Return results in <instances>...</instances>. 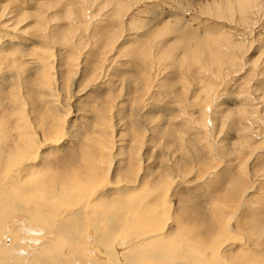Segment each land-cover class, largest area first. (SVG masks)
I'll return each mask as SVG.
<instances>
[{"label": "rangeland", "instance_id": "1", "mask_svg": "<svg viewBox=\"0 0 264 264\" xmlns=\"http://www.w3.org/2000/svg\"><path fill=\"white\" fill-rule=\"evenodd\" d=\"M241 1L0 0V145L66 119L33 169L51 186L112 148L103 199L147 188L168 235L229 225L225 253L264 260V0Z\"/></svg>", "mask_w": 264, "mask_h": 264}, {"label": "bare ground", "instance_id": "2", "mask_svg": "<svg viewBox=\"0 0 264 264\" xmlns=\"http://www.w3.org/2000/svg\"><path fill=\"white\" fill-rule=\"evenodd\" d=\"M220 4L213 2L211 11L220 12ZM250 5L247 0L239 2L242 10L247 6L245 11ZM226 8L232 10L230 4ZM52 75L56 79V73ZM55 85L45 91V98L57 106L60 99H52L53 91H58ZM66 121L46 125L40 139L31 135L33 127L27 124L30 136L14 139L6 148L0 145V264H264L255 254H243L245 260L239 262L225 253L235 240L229 225L207 230L203 236L183 230L168 235L169 220L159 210L152 211L147 188H140L132 199L122 194L103 199L101 194L114 184L108 181L114 165L112 148L107 149L112 160L103 175L93 168L68 175L61 187L51 186L45 174L33 169L43 165L47 146L71 137ZM136 178L117 186L138 188L139 174ZM170 193L168 187L165 195Z\"/></svg>", "mask_w": 264, "mask_h": 264}]
</instances>
